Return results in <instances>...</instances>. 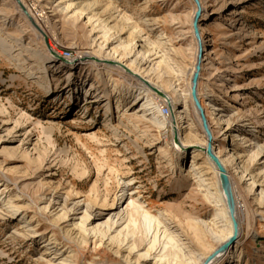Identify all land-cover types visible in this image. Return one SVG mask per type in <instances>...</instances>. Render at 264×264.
Returning <instances> with one entry per match:
<instances>
[{
	"label": "rangeland",
	"instance_id": "rangeland-1",
	"mask_svg": "<svg viewBox=\"0 0 264 264\" xmlns=\"http://www.w3.org/2000/svg\"><path fill=\"white\" fill-rule=\"evenodd\" d=\"M21 1L62 58L104 55L119 43L121 63L165 89L185 117L183 140L201 146L205 137L189 83L194 65L200 68L206 57L196 95L213 135L226 132L213 143L220 154L227 146L236 156L228 172L242 205L239 234L228 247L233 264H264V0H199L206 7L209 54L203 48L198 55L195 38L200 43L202 31L194 38L193 0ZM87 1L91 7L81 12ZM19 8L0 0V37L13 47L0 49V264H164L161 256L172 264H200L219 244L207 228L219 234L227 228L200 185L212 169L192 156L193 147L178 158L169 116L159 111L164 99L139 93L138 80L114 63L44 65L32 50L42 54L49 41H41ZM109 26L113 40L101 47ZM141 45L147 57L140 63ZM123 189L156 219L153 227L129 221L133 237L124 239L126 231H118L126 220L105 237L93 233L117 212L111 207L120 205Z\"/></svg>",
	"mask_w": 264,
	"mask_h": 264
},
{
	"label": "bare ground",
	"instance_id": "bare-ground-1",
	"mask_svg": "<svg viewBox=\"0 0 264 264\" xmlns=\"http://www.w3.org/2000/svg\"><path fill=\"white\" fill-rule=\"evenodd\" d=\"M14 1L17 4V8L20 7L19 10L22 13H23V11H25V14L30 19L29 21L32 24L33 29L35 31H37V35L41 39V41H43V39H45V38L47 39V41H49L47 31L43 28V26L41 27L37 23L36 18H34L32 15L29 14V12L26 9V6H24L23 2L21 0H14ZM88 1L86 2V4L82 3L83 5H82V7H80L81 12H85L86 9L89 8L90 2H88ZM195 3L197 4L198 7L195 8L192 18L195 19V17H198L199 15L202 17L201 23L198 26H196V28H193V36L197 35L198 28H199V30L201 29V31H202V34H201L202 35V41H200V43H199V40H197L194 36L195 45H196V55H198L199 51L203 50V48H205L208 45V40H207V36H206V29L204 27H202V25L204 24L203 20H205L203 18V16H204L203 14H204L206 7L201 6L199 0H195ZM78 5H80V4H78ZM38 12H40V10ZM37 16H38L37 18H42L43 16H45L44 11H41L40 13H38ZM112 29H113V26L106 27V29L103 33L105 38H104L103 43L100 44L101 47L102 46L106 47V43L113 40L112 37L114 36V32H112ZM132 35H131L132 37H131L130 41L132 43L134 42L133 45H135L137 43V41H140V40H135L137 38V36L134 35V32ZM13 38L16 39V37H13ZM137 46H139V45H137ZM117 47L120 48L119 43H117L116 48L109 50L106 54L104 53V55H99L96 53L88 52V53L83 54V56L68 60V59L62 58L61 53L59 51H57V49L49 41V48L48 49L44 48L42 54L39 53L38 51L32 50V55L34 58L43 62L44 65L51 64L54 62H59L61 65H65V66L69 67V69H76V68H81L84 65H94V64H95V66L96 65H104L105 67H107V65H108L107 63L111 64L114 62V64H112V65H115L114 67L119 68L120 70H122L121 72H125L126 74H128V75H130V76H132L138 80V82H139L138 85L140 86L139 93H142V94L144 93L146 98H148L149 93L158 95L154 90L159 91L160 93H163L165 95V97L160 96V95H158V96L163 98L164 101L166 102V104L170 108V115H169L168 121L166 122V124H167L166 127H168L172 133L171 142L176 147V149L178 150V152L180 154L178 156V158L187 153L186 149L188 147H193L192 151H191L192 156L194 158L195 157H202L204 162L207 163L209 165V167L212 169L213 177H211L210 180L203 178V179H200L199 181L201 182L200 185H202L206 196L211 198L212 202L214 203L213 205L217 208L214 216L216 217V219H218V221L220 223H224V225L226 226L227 229H226V232H224L223 234H219L212 227H209L207 229H208V232L210 233V235L212 236V238L219 241L218 246H220L222 244H226V243H228V245H229L230 238H232V236H233V227H232V222H231L229 215H228V209H227L225 196H224L223 190H222L220 182H219V175L221 173H223L229 181V186H230L232 198H233L234 205H235L236 216L238 219V229L236 231L237 236L239 234V218L237 215V211H239V208L242 207V205H240L239 202L237 201L236 194H235L234 182H233V179L231 177V174H229V172H228V170L230 169L229 167L232 166V164H234L233 162H235L236 156L234 155V153L231 152V150H227V146L224 147L225 149L223 150L222 154H220V151L216 150L215 145L213 143L215 141V139L218 141H224L226 138L225 137L226 132H223L217 136L213 135V133L211 131V125L209 124V121L206 117L207 112L205 110V107L203 105H201L203 117L201 116V114L199 113V110L197 109V104H200V102H199L198 96L196 95V84H197V78L196 77H198L199 71L206 68V60H207L206 57L203 59V63H202L200 68L194 67V69L192 70L191 75H190V83H189L190 101L193 105V108L195 109L196 114H197V117H198L197 122H199L200 127L203 129V133H204V137H205V142H204V144L202 143L203 145L201 146L197 143H192V144L186 143V141L183 140L181 135H182L183 131L185 130L186 126H185V117L183 116L182 111L177 109L174 101L166 93L165 89H160L157 86L152 85L151 82L148 79H146L145 76L142 74H140L138 76H137V74L134 75V73H133L134 70L130 67L129 64H127V66H124L122 64L123 62L121 63L122 60L119 57V54L117 53V50H116ZM12 48L13 47L10 44H8L6 41H4L3 38L0 37V49L2 52L12 51L13 50ZM25 48H27V47L25 46ZM134 48H136V47H134ZM137 48L139 49V47H137ZM204 50H206V52L208 51L207 48H205ZM137 52H138V55L136 57H138V62L141 63L145 59V56L147 57V55H146L147 50L145 49V47H143L141 45L140 49ZM131 70H133V71H131ZM137 73H139V72H137ZM228 75H229V73H225V77H223L220 81L227 79L229 77ZM152 94H150V95H152ZM208 106L210 108H212V105H208ZM157 112H158V105L156 106V110L153 112V114L157 113ZM215 120H218V119H215ZM162 123L164 124L165 122H162ZM205 125H207V128L204 127ZM209 151H211L212 156L207 155V152H209ZM241 169H242L243 173L246 170L245 168H242V167H241ZM200 171L198 169V170H196L195 173L199 174ZM252 178L254 179V177H252ZM252 182H254V180H252ZM126 184H128V183H126ZM126 191H127L126 189H123L122 192L119 194V199L117 202H119L120 205L118 207L117 206L111 207V208H118L117 212L110 214L109 219L107 221L100 222L98 225L94 226V229L92 230L93 233H98L101 237H105L106 233L112 228V226L114 224H116L117 222H119V223L126 222V220H127V223H125L122 230L118 231V233L121 235H122V232H125L128 229V223H129V221H132V220H139L140 219L141 222L144 223V226L146 225L145 228H147L148 230L151 227H153V226H151L150 223H151V220L155 219V218L150 216L148 214V212L142 208L141 204L132 200L131 196L126 194ZM260 197L264 198V190L260 191ZM126 200H128V202H126L125 207L119 209L125 203ZM78 203H79V200H77V202L75 204L77 205ZM87 207L88 206L86 205V209H87ZM13 209L18 210L19 207L16 204H14ZM107 214L108 213H106L105 215H107ZM101 215H103V214H101ZM101 215H98V216H101ZM113 217H114V219H113ZM153 225H154V223H153ZM221 225H223V224H221ZM124 235H125L124 239H127L129 235H130L129 237H133V234L130 231H126V233ZM155 235H154L153 239H149V241H148L150 249L153 248V245L155 242L154 239L156 238ZM107 239H109V241H110L112 238H107ZM228 245H227V248H229ZM175 258H177V257H175ZM161 259H164L163 260V261H165L164 264H172L167 259H165L164 256H161L159 260H161ZM236 260L237 259L234 255L233 250L229 248V250H227L226 253L224 255H221V256L216 255V254L215 255H212V254L206 255V256L202 257L201 261L199 259V261H200L199 263L200 264H233L234 262H236ZM178 262H180V261H178ZM261 262H264V259H262ZM173 264H190V263H188V261H187V263H173Z\"/></svg>",
	"mask_w": 264,
	"mask_h": 264
},
{
	"label": "water",
	"instance_id": "water-1",
	"mask_svg": "<svg viewBox=\"0 0 264 264\" xmlns=\"http://www.w3.org/2000/svg\"><path fill=\"white\" fill-rule=\"evenodd\" d=\"M195 2V0H193ZM196 4V3H195ZM197 5V4H196ZM199 17V16H198ZM197 17V18H198ZM197 18L195 19V22H194V25H196V22H197ZM198 34V33H197ZM46 39V38H45ZM199 39V37H198ZM200 52V51H199ZM114 63V62H113ZM196 68H199V66L196 64L195 65ZM129 71V70H128ZM197 78V77H196ZM158 95L160 96H163L165 97V95L163 93H160L159 91H156L154 90ZM197 109L199 110V113L201 114V116L203 117V113H202V109H201V105L200 104H197ZM205 128H207V125L204 126ZM204 128V129H205ZM207 155L208 156H212L211 154V151L207 152ZM219 182H220V185H221V188L223 190V193H224V196H225V200H226V204H227V209H228V215H229V218L232 222V227H233V236L232 238H230V241H229V245L235 241V239L237 238V235H236V231L238 229V219H237V216H236V211H235V205H234V201H233V198H232V194H231V190H230V186H229V181L227 179V177L221 173L219 175ZM227 245L228 243L226 244H222L220 246H218L212 253V255H220L221 253H223L226 249H227ZM208 262V261H207ZM206 262V263H207Z\"/></svg>",
	"mask_w": 264,
	"mask_h": 264
},
{
	"label": "built area",
	"instance_id": "built-area-1",
	"mask_svg": "<svg viewBox=\"0 0 264 264\" xmlns=\"http://www.w3.org/2000/svg\"><path fill=\"white\" fill-rule=\"evenodd\" d=\"M159 111L163 116H169L170 115V108L167 104L160 105Z\"/></svg>",
	"mask_w": 264,
	"mask_h": 264
}]
</instances>
